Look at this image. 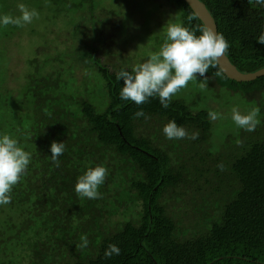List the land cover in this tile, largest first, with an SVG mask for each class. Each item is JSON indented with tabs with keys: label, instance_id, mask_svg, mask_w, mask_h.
I'll return each instance as SVG.
<instances>
[{
	"label": "trees",
	"instance_id": "16d2710c",
	"mask_svg": "<svg viewBox=\"0 0 264 264\" xmlns=\"http://www.w3.org/2000/svg\"><path fill=\"white\" fill-rule=\"evenodd\" d=\"M165 1L174 23L203 25L184 0ZM201 1L233 65L242 73L264 68V45L256 39L264 32V8L248 0ZM19 4L38 16L23 27L0 28V133L17 139L31 163L11 203L0 206V264H264V77L239 83L217 66L205 73L204 87L205 77L197 75L201 92L192 100L180 95L183 88L166 109L158 98L138 106L120 99L124 81L116 78L136 64L104 62L95 41L79 39L72 54V62L95 69L84 83L73 86L62 71H47L63 57L42 50L46 26L70 12L94 13V0H0V15L19 16ZM150 33L149 45L163 42L159 32ZM10 58L15 64L21 58V72L10 68ZM237 99L247 113L260 110V123L216 139L209 111ZM199 100L210 108H200ZM141 110L145 115L136 117ZM171 120L188 137L166 139L162 129ZM54 141L65 143L59 167L50 158ZM96 166L107 170L99 197L79 198L77 178ZM82 237L87 247H78ZM110 244L120 254L106 258Z\"/></svg>",
	"mask_w": 264,
	"mask_h": 264
},
{
	"label": "clouds",
	"instance_id": "9594fccd",
	"mask_svg": "<svg viewBox=\"0 0 264 264\" xmlns=\"http://www.w3.org/2000/svg\"><path fill=\"white\" fill-rule=\"evenodd\" d=\"M191 3V0H190ZM253 7L264 8V0H248ZM20 15L12 17L6 14L0 15V28L8 25L23 27L32 23L38 16L36 10H29L24 4L18 5ZM195 19L188 17L189 22ZM200 35L196 34V31ZM197 30L185 27L182 23H170L166 27L163 42L157 51L153 52L143 63L136 64L129 72L121 69L117 73V80H123V86L119 91L122 101H131L136 105H142L150 98H158L165 109L169 107L172 97L181 89L187 87L190 81L197 80V75L205 77L210 68L219 65L222 57H225L229 44L225 37L218 31H213L206 25L199 26ZM257 42L264 45V32L256 37ZM216 75H220L218 71ZM207 78L201 81V87L205 86ZM259 109L253 108L247 114H242L238 109H232L231 119L240 129L252 132L260 121ZM141 110L135 113L136 117L144 116ZM211 121L220 118V114L209 111ZM162 132L168 140H182L188 137L183 126L171 120L166 123ZM191 139H197L198 133ZM65 151V143L52 142L50 145L51 161L59 167V157ZM31 163V153L25 151L19 141L6 133H0V206L11 203V192L21 179ZM218 167L221 171L223 164ZM107 170L103 166L88 168L77 178L74 191L79 198L89 200L97 199L100 195L98 189L104 183ZM87 237L81 238L80 248L87 247ZM120 248L116 244H110L104 252L106 258L119 255Z\"/></svg>",
	"mask_w": 264,
	"mask_h": 264
},
{
	"label": "rangeland",
	"instance_id": "374dc122",
	"mask_svg": "<svg viewBox=\"0 0 264 264\" xmlns=\"http://www.w3.org/2000/svg\"><path fill=\"white\" fill-rule=\"evenodd\" d=\"M94 2L97 4L94 13H90L88 9L77 14L70 12L66 18L46 26L47 40L44 41L42 50L49 56L62 55L63 57L61 58L63 63L52 62L47 71H62L63 80L72 78L73 86H79L84 83L86 77L91 74L95 75V69H86L84 66L72 62V54L80 45L79 39L86 45L95 41V46L99 48L97 57L106 63L118 62L123 58L129 59L131 65H135L138 62L137 59L150 56L160 46V44L158 46L148 44V38L153 36L150 32L157 31L161 37H164L166 33L164 27L174 23L177 18L173 6L166 3L165 0H94ZM154 5L162 7L155 9ZM48 11L44 9L40 13L42 15L49 14ZM10 59V65L13 64L10 68L21 72L23 68L21 58L16 60V64L12 58ZM87 81L92 87L94 83L91 82L94 81V78ZM196 82L190 81L180 95L188 100L199 96L201 90ZM13 84L15 86L16 83ZM207 101L200 102L199 100L198 106L210 108L211 102ZM217 104L220 105L218 102L215 103L213 109L218 111L220 118L215 121L214 137L219 139L238 128L231 119L233 108L238 109L242 114H247V112L240 109L242 107L238 106L241 105L238 99L236 102L226 105V110L221 109Z\"/></svg>",
	"mask_w": 264,
	"mask_h": 264
},
{
	"label": "water",
	"instance_id": "95a60500",
	"mask_svg": "<svg viewBox=\"0 0 264 264\" xmlns=\"http://www.w3.org/2000/svg\"><path fill=\"white\" fill-rule=\"evenodd\" d=\"M184 1L192 9L194 14L202 22L203 25H206L213 31H218L215 19L213 18L209 9L201 0H191V3L190 0ZM218 66L228 79L239 83H249L264 77V68L252 73H242L233 65L227 55L221 58V61L219 62Z\"/></svg>",
	"mask_w": 264,
	"mask_h": 264
}]
</instances>
